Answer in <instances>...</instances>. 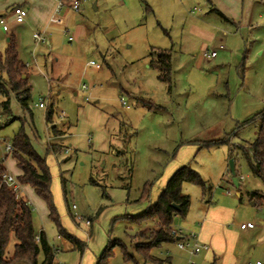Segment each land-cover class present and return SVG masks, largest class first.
<instances>
[{
	"label": "rangeland",
	"instance_id": "obj_1",
	"mask_svg": "<svg viewBox=\"0 0 264 264\" xmlns=\"http://www.w3.org/2000/svg\"><path fill=\"white\" fill-rule=\"evenodd\" d=\"M82 1L79 11L65 6L61 14L69 10V19L63 26L52 24L51 36L44 34L47 41L52 39L50 46L36 44L27 15L24 23L16 22L13 14L6 16L8 30L0 27V51L15 32L19 56L29 64L31 114L13 95L11 113L25 120L34 148L46 158L60 223L68 233L82 234L77 238L86 243L84 250L61 237L43 199L29 188L17 193L33 201L34 228L36 234L43 230L53 246V264H95L110 240L124 244L139 264H169L168 249L177 264H184L174 257L181 253L174 244L149 251L145 247L147 253H139L136 244L148 246L159 227L156 221L136 222L130 217L156 202L170 178L169 168L176 163L190 164L212 188V195H204L200 185L184 183L189 209L172 223L199 232L200 242L208 245L200 237L208 234V222L203 220L208 199L232 210L233 219L226 227L236 232L251 211L255 223L263 214L252 206L248 187L264 194V182L251 172L243 149L251 153L260 127L259 119L252 118L264 111V0H206L208 15L197 17L188 11L194 5L204 9L203 0ZM193 23L213 33L203 41L204 47L197 41L189 48V40L196 37ZM221 44L224 49H219L217 58L202 56L205 49ZM151 47L171 50V87L150 65ZM50 77L60 78L50 83ZM121 97L130 108L122 105ZM41 98L46 107L38 105ZM51 106L48 123L45 115ZM4 119L0 104V126ZM20 124L16 119L0 128V137L12 140ZM47 132L58 136L56 143L45 145ZM6 165L13 175L18 171L12 156ZM233 176H243L240 186L233 184ZM257 202L263 204V199ZM238 242L243 245L233 254L236 264L264 259L259 236L248 239L240 233ZM15 243L12 235L9 256ZM42 257L40 253L39 260ZM192 260L221 261L208 260V250ZM108 264L135 262L125 260L116 245Z\"/></svg>",
	"mask_w": 264,
	"mask_h": 264
},
{
	"label": "trees",
	"instance_id": "obj_2",
	"mask_svg": "<svg viewBox=\"0 0 264 264\" xmlns=\"http://www.w3.org/2000/svg\"><path fill=\"white\" fill-rule=\"evenodd\" d=\"M150 57V65L158 70L159 79L168 82L171 87V50L152 48ZM31 89L27 78V67L19 58L16 43L10 37L6 49L0 51V95L3 98L0 104L1 113L5 117L0 128L11 124L16 119L21 121L18 131L11 140L14 146L12 157L21 170L17 179L20 183L30 186L36 195L46 202L48 216L58 225L59 234L74 244L77 249L83 251L86 243L68 233L60 223L59 214L53 202L52 175L46 158L42 157L34 148L25 131V120L11 113L10 101L13 95L21 109L31 114L29 107ZM52 114L53 106L46 111L45 118L48 123L52 122ZM252 119H259V132L250 145L251 153L245 148L243 150L251 172L264 182V111L257 113ZM54 127L52 128L55 129ZM6 172L5 163L0 158V264H53L55 257L53 246L49 244L43 230H40L38 234L39 242L36 241L33 207L4 182L2 175ZM92 182L95 183L93 179ZM184 183L200 185L204 195L211 189L202 179L201 174L193 169L190 164L180 167L169 178L156 202L142 213L130 217L136 222L156 221L159 227L151 234L152 240L148 246L136 244V250L139 253L145 255L147 250L157 249L162 244H174L176 237L171 234L169 226L174 222L176 216L184 217L190 205V196L182 191ZM250 195L256 201L257 198L262 197L256 190L251 191ZM12 235L16 239V243L12 254L9 256L7 247ZM116 245L121 246L125 260L133 259L135 264H139L128 253L124 244L111 240L97 257L95 264H108V259L112 255V248ZM40 253L43 255L41 260H39Z\"/></svg>",
	"mask_w": 264,
	"mask_h": 264
},
{
	"label": "crops",
	"instance_id": "obj_3",
	"mask_svg": "<svg viewBox=\"0 0 264 264\" xmlns=\"http://www.w3.org/2000/svg\"><path fill=\"white\" fill-rule=\"evenodd\" d=\"M179 1H182V0H179ZM72 2H73V0H6L3 3H0V15L5 18L6 16H8L10 14H13L12 13V8L14 6H17V5L22 6V4L26 5L27 6L26 9L28 10V13H27L28 19H27V21L30 23V25L32 24L31 26L33 27V30L44 32V34L46 36H51L50 29H52V24H55L57 26H63L64 23L69 19V17H68V15H69L68 11L69 10L66 11V13L64 15L61 14V12H62V10H63V8L65 6H68L70 8ZM203 2H205L206 5H204L205 8L203 7L204 9H202L200 12L192 13V10H193V8L195 6L194 5V6L190 7V12L188 11V13L192 14L193 16H196V17L199 16V15L207 16L208 15V7H209L210 4H208V2L206 0H203ZM59 3H62V8H61V10L59 12H57L56 9H57ZM81 3H82L81 5H83L84 2L81 0ZM197 4H199V3H197ZM96 5H97V2H94L93 7L96 8ZM54 18H59V19L62 20V22H56V21H54ZM24 22H22V23H24ZM79 22H80V20L76 19L75 23H79ZM238 26H239V24H238ZM65 29H68L67 25L65 26ZM191 29L196 33V37L197 38L195 37V39L192 38L191 40H189L190 41L189 42V48H194L195 47V42H197V41L201 42L202 43V47H204L205 43L203 41H205V40L211 38V36H213L212 32H210L208 30H205V29H202L201 27L197 26L195 23H193V25H191ZM60 31L61 30H59V32ZM56 32H58V31H56ZM11 37L14 39V41H16V43L18 42V38L15 35V32H13L11 34ZM9 39L10 38H7L8 42H9ZM51 40L52 39L48 38L49 42L46 41V43H41V44H43L44 46H47V45L50 46L51 45ZM153 47H151V49ZM211 49H214V48H211ZM222 49H224V47ZM222 49H220V50H222ZM207 50H209V49H207ZM217 51H219V50L217 49ZM17 52H18V56H19L18 46H17ZM203 52H202V56L204 57ZM106 54H107V52H106ZM217 57H218V54H217V56L215 58H217ZM19 58H20V56H19ZM215 58H213V59H215ZM211 59L212 58H210V60ZM24 64L28 68L27 78H28V81H29V67H28L29 64H28V62L24 63ZM95 67H97V66H95ZM100 67L101 66L99 65V67H97V68H100ZM58 78H60V77H57V78L50 77L49 82L51 83V81L57 80ZM29 84H30V86L32 88V85H31L30 82H29ZM50 87H51V84H50ZM61 112H63V111H60L59 114ZM51 125H53V124H51ZM57 137L58 136H54L52 134L49 135L48 132H47V139H46L45 145L47 146L46 143H50V144L54 143V142L56 143L57 140H54V139L55 138L57 139ZM15 162H16V160H15ZM5 166H6L7 172L10 173L9 170H8V167L6 165V161H5ZM179 167H180V164H177V163L173 164L169 168L167 179H168V177H171L179 169ZM20 173H21V170L18 168V171L14 175L13 174L12 175L17 178V176ZM237 180H238L239 186H240V181H242V180H239L238 178H237ZM166 184H167V182H166ZM166 184H165V186H166ZM21 185H22L21 188H29L30 190H32L33 193H35L34 190L30 186L25 185V184H21ZM165 186L162 188V190L165 188ZM253 190H255V189L252 188V191ZM208 194L212 195V188L210 189ZM260 194L262 195L261 199H263V204L256 203L258 201V198H257V201H256V199L252 198V200H253L252 202H254V205H252V206H256L257 209H258V206H262L263 209H261V210L258 209V210L260 212H262L263 214L258 217V220L255 223L252 220L253 216H254V212L251 211L248 221L253 222L255 224L254 227L242 229V228H240V224L244 223V221H242L239 224V228H238L239 232L233 231V230L229 229L228 227H226L231 222V220L233 219L232 218V216H233L232 210H230L229 208H225L223 205H221L219 203L217 204L212 199H208V209L205 211V215H204V218H203L204 221L206 220L205 221L206 223L208 222V234H206V235L202 234V236L200 235L201 240H203V242H208V246H209V249H208V260H211V261L213 260V261H215V263H217V262H219L221 260L222 264H236V259H235V256L233 254L234 253H236V254L239 253L240 252L239 248H240V246L243 245L242 243L238 242V238L240 236V233H243V235L246 234L248 239L253 237V235H256V236H259V239H263V241H264V212H263L264 211V194L263 193H260ZM35 195H36V193H35ZM27 201L33 207V204H34L33 201L32 200L30 201L29 199H27ZM153 204H150L149 207H151ZM177 217H179V216H177ZM248 221H246V222H248ZM200 224L202 225L203 222H200ZM186 229L188 231L189 230L192 231L189 228H186ZM74 232H75L76 237L77 236L82 237L81 233L79 234L76 231H74ZM197 234L199 235V232ZM261 250L263 252L262 255H264V243H262ZM170 251L171 250L168 249V253H169V255L172 258L171 262L177 263L176 261L173 260V252L172 251L170 252ZM182 253L183 252L177 253V254L174 255V257L177 258L178 260H180L181 262L183 260H185V256H186L185 253H183L185 256H183ZM55 256H56V253H55ZM227 256H228V258H226ZM55 258L56 257H54V261H55ZM186 258H187V256H186ZM256 260L264 261V259L261 258V257H258ZM221 261H220V264H221ZM248 262H250V261H248ZM54 264H57V263L55 262Z\"/></svg>",
	"mask_w": 264,
	"mask_h": 264
},
{
	"label": "built area",
	"instance_id": "obj_4",
	"mask_svg": "<svg viewBox=\"0 0 264 264\" xmlns=\"http://www.w3.org/2000/svg\"><path fill=\"white\" fill-rule=\"evenodd\" d=\"M204 5H206L205 2H204ZM71 7L72 9L76 11L80 10L81 0H73V2L71 3ZM61 8H62V3H59L56 11L59 12ZM201 10H202V7L197 5V6H194L192 13H198ZM12 13L15 16L16 22L18 23L24 22L25 17L27 15V9H25L23 6L17 5L12 8ZM54 21L62 22V20L59 18H54ZM0 27L3 30H8L7 22L4 19V17L1 15H0ZM33 37L35 39L36 44L46 43L47 41L44 36V32L35 31L33 32ZM223 47L224 46L221 44L216 49L214 48V49L205 50L203 52V55L204 57L209 58V59L215 58L218 54L217 49L219 50V49H222ZM90 63L99 67V64H96L94 61H91ZM120 101L122 105L126 106L127 108L130 107V105L127 103L124 97H121ZM38 105L40 107H46L47 106L46 99L41 98ZM63 114L64 113L61 112L59 115L63 116ZM13 151H14V146H13L12 141L7 140L6 138L0 137V158L4 161V163L8 156H12ZM2 177H3L4 182L9 187H11L14 191L17 192L21 188L22 185L20 181L12 174L6 172L2 175ZM238 179L243 180V176H240ZM72 208L75 209L76 206L73 205ZM258 209L261 210L263 209V207L258 206ZM74 215L78 219V222L83 221V218L79 214L75 212ZM85 223L86 225H91V221L89 219H86ZM254 225L255 224L253 222L248 221V222L241 223L240 228L242 229L251 228V227H254ZM169 230L171 234L176 237V240L174 242V245L176 246V248L180 250L181 252L185 253L187 256L184 264H196L195 261L192 260V258L195 255H198L199 253H201L202 251H206L209 249V246L206 243H202L199 241L198 234L194 231H190V230L188 231L187 229H185L184 227L180 225H173V224L169 226ZM35 239L37 242H39L38 234L35 236ZM57 264H61V262H58ZM169 264H177V263L171 262ZM247 264H264V261L262 260L250 261Z\"/></svg>",
	"mask_w": 264,
	"mask_h": 264
},
{
	"label": "water",
	"instance_id": "obj_5",
	"mask_svg": "<svg viewBox=\"0 0 264 264\" xmlns=\"http://www.w3.org/2000/svg\"><path fill=\"white\" fill-rule=\"evenodd\" d=\"M230 170L232 171V173L234 174L235 172V169H234V164H233V160L231 159L230 160ZM232 182L235 186H239V182L237 180V178L235 176H233L232 178ZM248 190L249 191H252V188L251 187H248ZM252 205H254V202H252Z\"/></svg>",
	"mask_w": 264,
	"mask_h": 264
}]
</instances>
